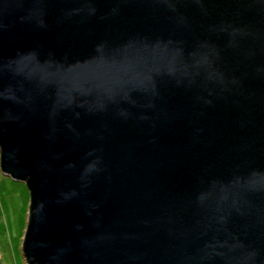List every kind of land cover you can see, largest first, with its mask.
Wrapping results in <instances>:
<instances>
[{"label": "water", "instance_id": "obj_1", "mask_svg": "<svg viewBox=\"0 0 264 264\" xmlns=\"http://www.w3.org/2000/svg\"><path fill=\"white\" fill-rule=\"evenodd\" d=\"M0 172L24 264H264V0H0Z\"/></svg>", "mask_w": 264, "mask_h": 264}, {"label": "rangeland", "instance_id": "obj_2", "mask_svg": "<svg viewBox=\"0 0 264 264\" xmlns=\"http://www.w3.org/2000/svg\"><path fill=\"white\" fill-rule=\"evenodd\" d=\"M29 193L24 184L0 172V264H24L21 254Z\"/></svg>", "mask_w": 264, "mask_h": 264}]
</instances>
